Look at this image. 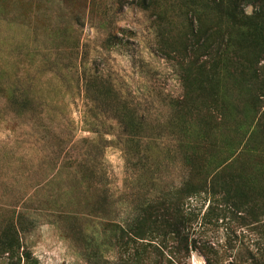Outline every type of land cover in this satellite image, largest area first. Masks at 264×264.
Segmentation results:
<instances>
[{
    "label": "rangeland",
    "instance_id": "obj_1",
    "mask_svg": "<svg viewBox=\"0 0 264 264\" xmlns=\"http://www.w3.org/2000/svg\"><path fill=\"white\" fill-rule=\"evenodd\" d=\"M246 2L0 0V242L22 213L0 264H157L127 229L189 177L183 156L230 210L192 224L184 264H264V0Z\"/></svg>",
    "mask_w": 264,
    "mask_h": 264
},
{
    "label": "trees",
    "instance_id": "obj_2",
    "mask_svg": "<svg viewBox=\"0 0 264 264\" xmlns=\"http://www.w3.org/2000/svg\"><path fill=\"white\" fill-rule=\"evenodd\" d=\"M245 3L248 0H244ZM261 10H264V6L261 7ZM197 26V25H196ZM259 23H256L252 30L250 31H256V29H260ZM193 28V27H192ZM193 32V31H192ZM197 33V34H195ZM190 35H197L198 37H202L199 32L198 26L195 28L194 32ZM189 35V36H190ZM208 41V40H207ZM221 41V40H220ZM220 41L217 43V46L215 45H209L206 46L207 50L206 53L210 57L209 59L214 58V56L222 57L223 55L227 56L226 54H221L226 51V49L221 50V43ZM203 42V41H201ZM196 43V47L194 44H189V46H192L191 53L195 57V51H201V45L203 43ZM226 44V42H225ZM195 47V48H194ZM163 48V46H162ZM208 51V52H207ZM200 54V53H198ZM184 55V53H183ZM229 58H235L236 51L229 52ZM233 67V65L231 66ZM89 84L86 89L87 92H89V88H91V92H93L95 87L99 84V80L96 79V77L92 76L88 80ZM102 85V84H101ZM109 89L105 88L103 92L109 93ZM102 93V91H100ZM13 96L16 97L15 94ZM131 115V116H129ZM124 118L127 120H134L133 113L130 112L126 116L124 114ZM130 122V121H129ZM123 129L125 130L126 134L129 135L133 140L139 138V131H140V125L132 123H125ZM185 166L188 168V175L189 177L184 181V183L180 186H178L176 189L169 191L165 194H162L158 199L156 200H147L144 203H141L138 207L139 214L134 217V220L132 223L129 224L128 227V234L133 239H143L146 240L147 243H153V239H156L158 248H159V258L157 261V264H184L185 258L187 257L189 250H190V229L194 222H197L199 219L201 224L202 223H210L212 219H216L218 221L219 219H225L226 213H230V210L226 212V208H223V205L220 203V200L217 199L215 196L212 198H209L207 194L202 193L198 188H195L197 186H202V175L200 176V164H196V160H189L187 162L186 156H183L181 159ZM70 163H73L72 161ZM193 163V164H192ZM199 175V176H198ZM197 185V186H195ZM206 186V185H204ZM201 194L205 195V199L209 198L208 202L209 205L207 206L206 212H204L200 216V212L197 210H200V207L197 208L198 202L201 201ZM202 200L203 202L205 201ZM212 202V205H210ZM209 210H212L213 213L210 217ZM232 215H238L237 217L241 221V223H245V218L241 216V212L234 211ZM235 212V213H234ZM22 213H18L15 217L16 223L13 222V235L8 240H4L0 242V253H7L11 256V258L14 257L15 251L17 252L19 244H18V233L19 230L22 228L21 225V219H22ZM200 217V218H199ZM20 223V224H18ZM243 223V224H244ZM247 224V223H245ZM258 221L252 222V225H255V227H258ZM18 225V227L16 226ZM16 226V228L14 227ZM18 228V230H17ZM156 242V241H155ZM192 243L194 244L193 247L202 248L201 241L199 243V246H197V240L195 238L192 239ZM204 251L207 252L205 248H203ZM166 251V252H165ZM208 253V252H207ZM166 254V255H165Z\"/></svg>",
    "mask_w": 264,
    "mask_h": 264
}]
</instances>
